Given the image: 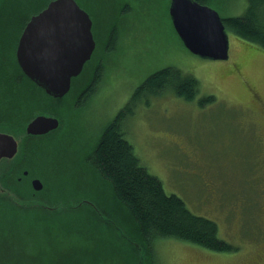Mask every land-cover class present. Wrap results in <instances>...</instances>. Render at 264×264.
<instances>
[{
	"label": "rangeland",
	"instance_id": "obj_1",
	"mask_svg": "<svg viewBox=\"0 0 264 264\" xmlns=\"http://www.w3.org/2000/svg\"><path fill=\"white\" fill-rule=\"evenodd\" d=\"M31 3L14 4L7 14L0 8V20L6 18L16 30L11 18L33 11ZM247 5L248 0H224L219 13L243 15ZM162 11L160 6L152 9L135 49L103 54L101 80L81 106L74 99L84 73L75 76L77 85L72 83L59 104L56 117L62 125L57 136L48 153L32 157V173L45 184L42 191H34L43 193L41 200L61 207L82 200L83 207L75 211L80 221L63 231L57 246L37 248L26 259L15 257L20 262L264 264V48L228 32V58L202 57L185 46L177 31L168 30L159 16ZM168 66L198 80L193 99L168 86L160 94L147 91L132 101L150 74ZM130 102L133 111L127 113L123 129L141 163L160 178L167 193L181 197L193 213L215 221L219 237L233 245L232 250L161 238L153 257L145 256L146 247L140 245L134 262L132 247L120 232L129 236L132 231L125 214L116 213L111 185L85 159L102 131ZM93 206L115 219L113 226L86 224L84 218L95 216Z\"/></svg>",
	"mask_w": 264,
	"mask_h": 264
},
{
	"label": "trees",
	"instance_id": "obj_2",
	"mask_svg": "<svg viewBox=\"0 0 264 264\" xmlns=\"http://www.w3.org/2000/svg\"><path fill=\"white\" fill-rule=\"evenodd\" d=\"M24 1L27 2L0 0V8L7 14L14 4H22ZM49 1L31 0L33 11L27 13L28 15L25 12L15 14L16 16L10 14L13 16L10 21L16 23V30L12 29L16 31L17 42L30 15L46 7ZM223 21L228 32L264 48V0H248L243 15L225 16ZM8 26L6 18L1 19L0 30L8 31ZM16 63L17 79L21 80L16 85L18 125L20 122L26 123L39 113L50 112L56 116L59 104L65 97L48 94L23 72L17 61ZM102 68V65L97 66L91 79L79 87L74 99L76 106H81L95 89L101 80ZM76 77L72 78V83L76 81ZM168 86L175 87L178 95L190 100L198 92V80L194 76L186 75L174 66H168L150 74L136 89L132 101L147 91L160 94ZM129 111H133L132 102L121 109L114 120L106 126L94 149L85 159L87 164L111 185L113 197L117 202L116 213L122 211L125 214L132 231L128 236L118 230L132 247L134 262L139 259L140 245L146 247L145 256L153 257L154 245L161 238H176L212 250H232L234 246L219 237L215 221L193 213L181 197L167 193L160 178L149 172L141 163L134 145L126 138L123 129V121ZM60 127L33 142L32 157L44 150L48 153L47 147L57 136ZM34 160L38 162L37 158ZM5 195L0 194V264H30L29 260L20 262L15 257L26 259L30 254L36 253L37 248L57 246L62 241L63 231L69 232L71 230L69 226L80 221L75 211L83 207L82 200L76 201L75 205L61 207L59 206L61 203L41 200L35 191L32 197L23 200ZM92 209L95 216L84 218L86 224L97 222L113 226L115 219L107 217L104 210L97 206H93Z\"/></svg>",
	"mask_w": 264,
	"mask_h": 264
},
{
	"label": "water",
	"instance_id": "obj_3",
	"mask_svg": "<svg viewBox=\"0 0 264 264\" xmlns=\"http://www.w3.org/2000/svg\"><path fill=\"white\" fill-rule=\"evenodd\" d=\"M175 30L185 46L193 53L213 59L229 57V34L220 13L193 0L184 6L185 19L195 18L196 28L180 26L177 19V0L171 4ZM92 21L76 0H52L25 26L17 46V60L23 71L46 92L55 97L66 95L72 78L79 75L95 46ZM60 120L54 115L39 113L28 124L32 134H46L56 130ZM8 146L11 155L17 142L9 134H0V158ZM33 187L41 190L40 179Z\"/></svg>",
	"mask_w": 264,
	"mask_h": 264
},
{
	"label": "flooded vegetation",
	"instance_id": "obj_4",
	"mask_svg": "<svg viewBox=\"0 0 264 264\" xmlns=\"http://www.w3.org/2000/svg\"><path fill=\"white\" fill-rule=\"evenodd\" d=\"M172 1L76 0L91 18V30L95 41L91 57L84 63L83 69L79 74L81 75L85 70L83 74L85 77L82 78L83 80H81L79 86L91 79L90 76L93 71L102 64L104 53L121 54L128 50L129 47H134L135 49L138 46L141 36H143L147 28L145 22L151 20L152 9L155 7L164 8V13L163 11L160 12L159 16L161 15L166 20L169 31L172 29L176 31L170 11ZM193 1L200 5L214 8L218 12L224 2V0ZM43 9L30 15L28 22ZM12 28L9 25L8 31L0 30V134L12 135L17 142V151L11 155L9 154L10 149H7L8 146H3L5 154L0 158V194L23 200L32 197L34 179L38 178L41 180L39 176L31 174L32 144L47 133L32 134L28 132V124L34 117L26 123L20 122L18 125L16 85L21 80L17 79L18 42L16 41V31ZM44 186L45 184L43 183V188L41 190L35 189V191H42Z\"/></svg>",
	"mask_w": 264,
	"mask_h": 264
},
{
	"label": "snow or ice",
	"instance_id": "obj_5",
	"mask_svg": "<svg viewBox=\"0 0 264 264\" xmlns=\"http://www.w3.org/2000/svg\"><path fill=\"white\" fill-rule=\"evenodd\" d=\"M189 2V0H177V19L180 21V26H189L191 28H196L198 26V21L195 18L185 19L184 6Z\"/></svg>",
	"mask_w": 264,
	"mask_h": 264
}]
</instances>
